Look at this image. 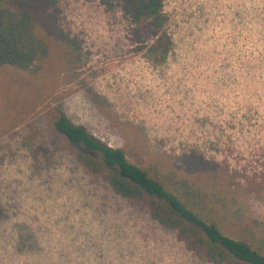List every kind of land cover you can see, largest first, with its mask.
Segmentation results:
<instances>
[{
    "label": "rangeland",
    "instance_id": "obj_1",
    "mask_svg": "<svg viewBox=\"0 0 264 264\" xmlns=\"http://www.w3.org/2000/svg\"><path fill=\"white\" fill-rule=\"evenodd\" d=\"M42 5L41 29L75 38L81 62L71 82L58 69H0V264H211L86 174L47 112L137 164L201 172L215 161L264 186V0H164L160 64L137 50L118 7ZM243 205L264 220V188Z\"/></svg>",
    "mask_w": 264,
    "mask_h": 264
},
{
    "label": "trees",
    "instance_id": "obj_2",
    "mask_svg": "<svg viewBox=\"0 0 264 264\" xmlns=\"http://www.w3.org/2000/svg\"><path fill=\"white\" fill-rule=\"evenodd\" d=\"M99 1L107 9L118 7L129 20L132 40L147 60L155 64L165 60L171 39L164 0ZM41 2L55 8L58 0H0V69L33 75L58 69L74 81L80 45L55 24L49 27L50 37L44 33L36 10L43 7ZM47 120L73 145L74 160L86 174L101 178L128 202L144 205L150 218L174 231L187 250L211 264H264V220L243 205L248 208V199L264 188L262 183L238 172L229 174L227 166L215 161L201 172L172 164L168 168L156 162L137 164L122 148L94 137L57 108L47 112Z\"/></svg>",
    "mask_w": 264,
    "mask_h": 264
}]
</instances>
